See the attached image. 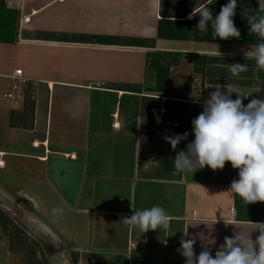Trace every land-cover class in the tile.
Returning <instances> with one entry per match:
<instances>
[{
    "label": "crops",
    "instance_id": "0c3cea01",
    "mask_svg": "<svg viewBox=\"0 0 264 264\" xmlns=\"http://www.w3.org/2000/svg\"><path fill=\"white\" fill-rule=\"evenodd\" d=\"M228 2L213 0L214 18ZM203 3L0 0V203L10 198L32 216L55 264H185L177 249L186 228L197 256L207 248L214 257L239 229L259 235L264 202L229 192L238 179L229 162L175 168L209 86L233 84L250 94L245 105L264 99V77H232L228 67L255 64L244 53L261 42L248 25L264 14L257 0H237L241 36L228 40L188 19ZM185 132L175 150L164 139ZM152 206L171 217L168 231L123 223Z\"/></svg>",
    "mask_w": 264,
    "mask_h": 264
},
{
    "label": "clouds",
    "instance_id": "9594fccd",
    "mask_svg": "<svg viewBox=\"0 0 264 264\" xmlns=\"http://www.w3.org/2000/svg\"><path fill=\"white\" fill-rule=\"evenodd\" d=\"M212 3L213 0H205L198 8L195 6L188 19L199 16L196 29L201 32H206L211 22L214 38L240 39V30L233 20L237 0H229L221 6L215 18L209 8ZM257 3L259 12L264 13V0H257ZM248 25L249 32L256 34L261 42L245 51V59L254 60L256 69L264 71V14L250 17ZM217 48L216 55L221 56ZM228 67L232 77H239L249 70L245 63H231ZM209 88H215V91L209 93L202 112L191 121L194 140L187 144L186 150L177 153L175 168L177 172H186L207 166L216 171L223 170L229 162L233 169L238 170V179L232 181L229 192L239 196L245 204L264 202V99L253 98L245 105L243 101L250 94L241 93L231 83ZM233 93H236V99H232ZM188 135L185 132L183 135L165 136L164 139L175 150L182 140H187ZM62 211L60 208L52 209L53 215L62 214ZM133 212L130 218H123V223L130 230L147 233L161 228L165 231L170 229L171 217L160 206L133 209ZM232 225L239 229L236 224ZM254 225L259 231L255 240L251 238L252 231L239 229L234 236L225 237L214 257L207 248L196 255V238L185 239L189 235L186 228L182 231L184 235L177 251L185 258V264H264V223Z\"/></svg>",
    "mask_w": 264,
    "mask_h": 264
},
{
    "label": "rangeland",
    "instance_id": "374dc122",
    "mask_svg": "<svg viewBox=\"0 0 264 264\" xmlns=\"http://www.w3.org/2000/svg\"><path fill=\"white\" fill-rule=\"evenodd\" d=\"M250 65L248 71H254L259 79L264 77V71ZM257 83L264 84V78ZM27 213L10 198L0 203V264H55L51 238Z\"/></svg>",
    "mask_w": 264,
    "mask_h": 264
},
{
    "label": "built area",
    "instance_id": "2783aa9c",
    "mask_svg": "<svg viewBox=\"0 0 264 264\" xmlns=\"http://www.w3.org/2000/svg\"><path fill=\"white\" fill-rule=\"evenodd\" d=\"M22 77H23V76H22V71H21V70L16 71V73H15V79H20V78H22ZM8 97H9V98H13V94H8ZM131 248H132L133 250H137V249H138V247H137L136 244H134V243L131 244Z\"/></svg>",
    "mask_w": 264,
    "mask_h": 264
}]
</instances>
